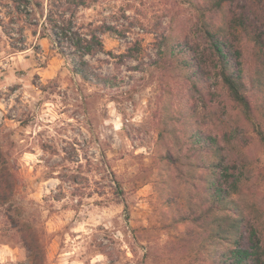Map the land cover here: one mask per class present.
<instances>
[{"label":"rangeland","instance_id":"obj_1","mask_svg":"<svg viewBox=\"0 0 264 264\" xmlns=\"http://www.w3.org/2000/svg\"><path fill=\"white\" fill-rule=\"evenodd\" d=\"M90 2L78 21L117 29L101 35L110 54L86 57L107 78L97 84L76 75L48 38H37L38 26L35 35V27L23 28L26 45L13 48L23 45L20 33L11 39L2 27L13 4L0 0V146L15 174L14 202L40 236L45 264H198L195 226L178 220L190 211L200 172L174 119L182 106L201 114L203 105L179 74L156 62V47L170 33L196 40L200 17L188 0ZM209 85L202 128L225 134L229 152L246 162L235 197L264 242V148L225 88L214 79ZM251 100L264 129V98ZM0 264H29L2 219Z\"/></svg>","mask_w":264,"mask_h":264},{"label":"trees","instance_id":"obj_2","mask_svg":"<svg viewBox=\"0 0 264 264\" xmlns=\"http://www.w3.org/2000/svg\"><path fill=\"white\" fill-rule=\"evenodd\" d=\"M10 1L13 8L7 16L9 24L2 27L11 39H15L14 32H19L18 40L23 44L12 43L13 48L24 49L23 28L35 27V35L38 26L37 38H48L60 53L68 55L72 71L83 81L97 84L107 79L86 57L110 54L104 50L101 35L117 29L106 21H78L79 13L91 6L90 0ZM188 1L200 17L197 39L170 33L162 35L156 47V62L179 74L193 100L197 96L203 105L201 114L193 105L182 106L174 119V133H183L187 149L196 158L194 167L200 172L188 196L190 211L178 222L195 226L190 231L195 241L192 261L198 264H264L260 231L235 197L248 166L238 154L233 157L229 152L225 134H212V129L202 128L205 122L201 121L211 107L208 87L214 79L225 88L264 148V129L251 100V95L264 98V0ZM19 23L16 29L13 24ZM133 50L130 47L124 54L131 57ZM211 112L217 115L216 110ZM1 148L0 219L9 224L26 248L29 264H45V246L23 216L21 205L14 202L16 178Z\"/></svg>","mask_w":264,"mask_h":264}]
</instances>
